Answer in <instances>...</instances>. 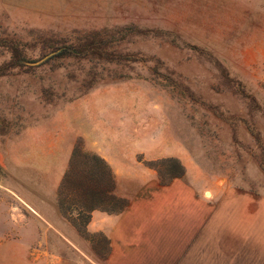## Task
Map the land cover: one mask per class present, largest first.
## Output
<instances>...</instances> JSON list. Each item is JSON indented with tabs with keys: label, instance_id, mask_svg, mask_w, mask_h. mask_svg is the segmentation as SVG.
<instances>
[{
	"label": "rangeland",
	"instance_id": "1",
	"mask_svg": "<svg viewBox=\"0 0 264 264\" xmlns=\"http://www.w3.org/2000/svg\"><path fill=\"white\" fill-rule=\"evenodd\" d=\"M241 196L264 211V0H0V264H209L183 243Z\"/></svg>",
	"mask_w": 264,
	"mask_h": 264
},
{
	"label": "crops",
	"instance_id": "2",
	"mask_svg": "<svg viewBox=\"0 0 264 264\" xmlns=\"http://www.w3.org/2000/svg\"><path fill=\"white\" fill-rule=\"evenodd\" d=\"M230 196L233 198L232 195ZM228 198L225 199V203H221L218 210L214 207V215L209 221L213 236L208 248L202 249L197 246L198 237L196 239L193 237L191 242L183 243L184 247L193 244L192 249L198 255L202 253V250L208 253L209 264H264L262 254L264 252V211L257 208L252 213L249 212L246 197L241 196L240 200L236 199V202L233 199L228 201ZM129 212L130 209L124 207L111 211L102 208L95 209L92 211V220L87 224V228L91 231H102L112 238L120 236L121 226L124 228L133 224L132 221L130 223L122 221V218H126ZM227 212L234 214L233 216L237 218L229 219ZM167 238L171 242L179 241L174 240L173 236ZM198 259L200 260V257Z\"/></svg>",
	"mask_w": 264,
	"mask_h": 264
},
{
	"label": "trees",
	"instance_id": "3",
	"mask_svg": "<svg viewBox=\"0 0 264 264\" xmlns=\"http://www.w3.org/2000/svg\"><path fill=\"white\" fill-rule=\"evenodd\" d=\"M78 152H79V150L77 151V148H75L74 151L72 152L71 163L73 162V160H75V158L77 156H79ZM86 156L90 157V158H93L95 160H99V163L101 162L100 163L101 166H102L101 167V174L104 176V179H106L107 182H111V180L113 178V175H112V172H111L110 168L104 162V160L101 159L100 157L96 156V155L89 156L88 154H86ZM84 172H85V174H86V176L88 178H92L93 175L95 174L94 170L92 168H90V167L85 169ZM72 174H74V172H73V170L71 168L65 173L64 180H63V182L61 184L62 185L61 186L62 189L67 190V183H68L67 179L70 178ZM111 191H112V187H102L100 189H97V191L94 190V189L84 188L83 187L81 189L75 190V193H76V195L87 196V197L97 195L99 198L106 200L108 198L109 194L111 193ZM70 193H72V192L70 191ZM99 207L103 208L102 206H99ZM95 208H96V206L92 207V209H95ZM89 210H87V212ZM89 218L90 217H88L85 222L89 221Z\"/></svg>",
	"mask_w": 264,
	"mask_h": 264
}]
</instances>
